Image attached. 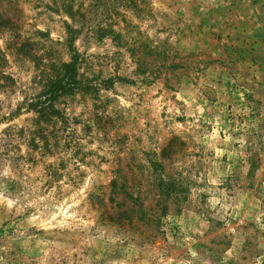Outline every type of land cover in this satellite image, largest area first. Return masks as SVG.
Instances as JSON below:
<instances>
[{"label": "rangeland", "instance_id": "rangeland-1", "mask_svg": "<svg viewBox=\"0 0 264 264\" xmlns=\"http://www.w3.org/2000/svg\"><path fill=\"white\" fill-rule=\"evenodd\" d=\"M0 264H264V0H0Z\"/></svg>", "mask_w": 264, "mask_h": 264}, {"label": "trees", "instance_id": "trees-1", "mask_svg": "<svg viewBox=\"0 0 264 264\" xmlns=\"http://www.w3.org/2000/svg\"><path fill=\"white\" fill-rule=\"evenodd\" d=\"M54 92H55V90H54Z\"/></svg>", "mask_w": 264, "mask_h": 264}]
</instances>
